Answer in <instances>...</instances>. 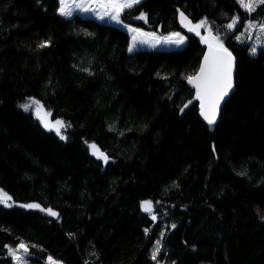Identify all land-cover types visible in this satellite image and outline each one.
I'll return each instance as SVG.
<instances>
[{"label": "trees", "instance_id": "1", "mask_svg": "<svg viewBox=\"0 0 264 264\" xmlns=\"http://www.w3.org/2000/svg\"><path fill=\"white\" fill-rule=\"evenodd\" d=\"M58 7L0 0V187L18 202L0 205V264H15L5 245L20 241L38 261L157 264L158 239L159 264H264V47L251 55L236 39L264 6L249 14L238 0H142L125 11L127 23L180 32L187 43L134 52L124 28ZM179 11L194 23L206 17L237 60L235 91L212 126L186 79L201 66L206 33L184 28ZM141 12L147 22L136 19ZM29 97L70 123L67 139L19 107Z\"/></svg>", "mask_w": 264, "mask_h": 264}, {"label": "snow or ice", "instance_id": "2", "mask_svg": "<svg viewBox=\"0 0 264 264\" xmlns=\"http://www.w3.org/2000/svg\"><path fill=\"white\" fill-rule=\"evenodd\" d=\"M142 3V0H88V3H85L84 0L76 2L72 0L70 3L69 0H59V7L57 9L58 13L61 16L70 17L73 14V8H81L83 11H94L97 8L99 11L97 15L100 19L105 17H110L111 20L118 23H123L121 20V14L125 12L126 9H132ZM238 3L241 8L245 10L246 13H255L258 8L264 6V0H238ZM136 19L144 20L147 22L148 14L141 12ZM240 16H233L230 22L226 25L228 30L236 29L238 23L240 22ZM179 22L184 27L187 28L189 32H194L197 36H201L200 30L206 29V35L201 36V40L204 44L208 46V52L205 54L203 63L201 64L199 71L194 75H189L186 77L189 84L194 85L196 89V99L200 101V114L204 120L208 123L209 126H212L216 123L217 116L220 111V105L229 95V93L234 88V69H235V57L224 44L223 39H221L219 32L213 34L212 24L205 17L197 22H193L189 19V16L183 11H179ZM253 30H257V42H260V37L264 36V20L253 21L249 20L245 25L244 32H241L240 35L236 36L237 40H241L245 34L248 35V38H252ZM133 37V44L129 47V51H132L136 46L135 42L140 36H152L155 37V33H143L140 29H131ZM160 39L164 40L167 43L173 44H183L186 40V37L183 36L180 32H172L166 37L157 38V43L160 42ZM49 41L42 42L39 47L44 48L48 46ZM257 51L256 47H252L251 52L255 54ZM87 71V69H85ZM159 75V74H158ZM187 104L184 105L187 108ZM23 110L28 111L33 109L34 114L38 119H40L44 128L49 131H55L60 139H67L62 130H66L70 127V123L65 122L63 119H56L54 122L50 121L48 117L51 115L50 111H44V105L34 97H29L26 102L19 105ZM183 111V109H181ZM43 113V114H42ZM88 147L98 160H102L107 164L110 160L109 155L102 151L101 148L95 143L92 142L88 144ZM215 151V148L213 149ZM158 203V202H157ZM16 204L13 196L10 195L3 188H0V205L4 207L11 208ZM20 207L30 208V209H39L42 212L47 213L48 215L59 218L60 213L53 210L52 207L44 208L38 203H29L22 204ZM141 208L144 212L151 214L153 221L157 219L156 214L154 213V205L151 200L141 201ZM264 219V217H261ZM174 228L175 225H172ZM149 229H145L147 234ZM71 235V234H70ZM164 233H161L163 237ZM29 245L24 241H20L15 245V247L10 245H5L9 255L15 261V264H26V256L29 254ZM31 247H36L31 245ZM162 241L160 239L155 241L154 247L151 251V257L154 261L157 260L158 256L161 253ZM47 264H62V262L55 260L51 255L47 257ZM85 264H88L86 261Z\"/></svg>", "mask_w": 264, "mask_h": 264}, {"label": "rangeland", "instance_id": "3", "mask_svg": "<svg viewBox=\"0 0 264 264\" xmlns=\"http://www.w3.org/2000/svg\"><path fill=\"white\" fill-rule=\"evenodd\" d=\"M69 2L71 3L72 0H69ZM76 2H80V0H76ZM85 3H88V0H84ZM127 10V9H126ZM125 10V11H126ZM73 14L72 16L70 17H74L76 15H79V16H83V17H90V18H94L102 23H107V24H111V25H115V26H119L121 28H124L129 34H130V44H129V47L133 44V40H132V37H133V32L130 31V28L131 29H139L137 27H135L134 25L130 24V23H127L125 20H124V13L121 14V20L123 21V23H118L116 21H113L110 19V17H105L104 19H100L99 16L97 15V12L99 11V9L97 8L96 10L94 11H88V12H85L83 11V9L81 8H73ZM65 17V16H64ZM249 20H253V21H261V20H264V14L259 16L258 18L256 19H248L245 23V25L248 23ZM203 29V28H202ZM141 30V29H140ZM204 32L206 33V29H203ZM245 30V26L243 27L242 30H240L236 36L240 35L241 32H244ZM143 33H147L143 30H141ZM183 36H185L183 33H181ZM169 35V34H168ZM168 35H165V36H158V35H155V37H152V36H148V35H145V36H140L137 41L135 42L136 46L134 47V49L130 52H134V51H137V50H140V49H158V50H172V49H180V48H183L186 43H187V39L185 40V42L183 44H180V45H177V44H173V43H167L165 42L164 40L160 39V42L157 43V38H161V37H166ZM239 41H244V42H247L249 44V53L251 55H256L258 50L263 48L264 47V36H261L260 37V42H257V30H253L252 32V38L249 39L248 38V35L245 34L244 37H242L241 40ZM256 47L257 51L255 52V54H253L251 52V49L252 47ZM128 47V49H129ZM36 99V98H35ZM38 100V99H37ZM42 104V103H41ZM28 111H31L32 114L34 115V117L41 123L40 119H38L36 117V115L34 114V111L33 109H30ZM44 111H48L45 107H44ZM43 114V113H42ZM48 119L52 122H54L56 119H54L52 117V113L51 115L48 117ZM42 125V123H41ZM43 126V125H42ZM46 129V128H45ZM48 130V129H47ZM64 132V130H62ZM54 133H56L55 131H53ZM64 135L66 136V133L64 132ZM2 188V187H0ZM4 189V188H3ZM5 190V189H4ZM7 191V190H5ZM8 192V191H7ZM9 193V192H8ZM10 194V193H9ZM11 195V194H10ZM15 200V199H14ZM18 202H16L17 204ZM21 204V203H19ZM24 204V203H23ZM29 204V203H28ZM39 204V203H38ZM22 205V204H21ZM41 205V204H40ZM42 206V205H41ZM15 247V246H13ZM51 255L55 260L57 261H60L62 262V264H64V262L58 258H56L54 255L52 254H49ZM48 255V256H49ZM47 256V257H48ZM37 256L35 254H33L31 251H30V248H29V254L26 256L25 260H26V264H47V257L45 259H43L42 261H38L36 260ZM15 262V261H14Z\"/></svg>", "mask_w": 264, "mask_h": 264}, {"label": "water", "instance_id": "4", "mask_svg": "<svg viewBox=\"0 0 264 264\" xmlns=\"http://www.w3.org/2000/svg\"><path fill=\"white\" fill-rule=\"evenodd\" d=\"M231 51V50H230ZM208 52V46H206V50H205V53H204V56H205V54ZM232 54H233V52H232ZM204 56H203V59H204ZM233 56H234V54H233ZM235 57V56H234ZM203 59H202V62H201V64L203 63ZM199 71V70H198ZM236 71H237V60H236V58H235V69H234V74H233V76H234V88L232 89V91L229 93V95L225 98V100L221 103V105H220V111H219V114H218V116H217V120H216V123L215 124H217L219 121H220V117H221V113H222V110H223V108H224V105H225V103L227 102V100L229 99V97L234 93V91H235V77H236ZM194 89H195V87H194V85H192V84H190ZM196 90V89H195ZM199 103H200V101H199ZM199 107H200V105H199ZM203 118V117H202ZM203 120H204V118H203ZM205 121V120H204Z\"/></svg>", "mask_w": 264, "mask_h": 264}]
</instances>
